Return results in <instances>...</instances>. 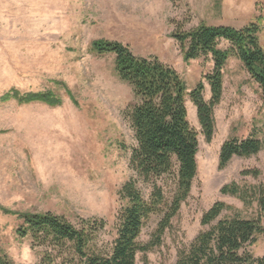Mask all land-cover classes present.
Wrapping results in <instances>:
<instances>
[{
  "label": "rangeland",
  "instance_id": "obj_1",
  "mask_svg": "<svg viewBox=\"0 0 264 264\" xmlns=\"http://www.w3.org/2000/svg\"><path fill=\"white\" fill-rule=\"evenodd\" d=\"M253 22L261 27L258 38L264 50V0H0V97L14 91L48 93L61 101L57 107L0 102V254L13 264H40L47 249L17 235L21 222L14 213L44 212L76 227L82 220H103L95 250L107 252L115 238L120 188L134 180L145 199L150 195L151 184L129 167L135 146L128 119L135 103L131 88L116 76L112 55L89 52L92 41H116L137 57L156 58L176 70L188 93L202 82L207 102L203 77L212 70L210 57L185 62L172 32L200 24L240 29ZM185 106L197 132L196 176L161 245L138 253L135 264H173L179 249L208 230L201 217L216 202L245 219L257 214L255 204L247 209L220 190L230 183L264 185V103L258 86L238 60L228 59L209 143L189 98ZM247 137L258 139L261 151L250 158L234 157L219 170L223 142ZM247 170H258V177L242 176ZM163 185L169 198L172 182ZM159 219L152 216L145 223L141 244L149 242ZM240 255L252 261L264 256V235Z\"/></svg>",
  "mask_w": 264,
  "mask_h": 264
},
{
  "label": "trees",
  "instance_id": "obj_2",
  "mask_svg": "<svg viewBox=\"0 0 264 264\" xmlns=\"http://www.w3.org/2000/svg\"><path fill=\"white\" fill-rule=\"evenodd\" d=\"M260 31L259 24L253 22L240 29L200 24L188 31L172 32L171 38L185 62L210 57L212 70L203 77L209 87L207 102L203 99L202 82L188 93L176 70L156 58L137 57L127 45L116 41L99 39L90 43V53L114 57L116 76L131 88L135 103L128 111V119L135 146L129 167L138 179L151 184V192L145 199L134 180L120 188L115 238L110 249L103 253L95 250L97 235L105 227L101 219L82 220L76 227L50 212L14 213L21 222L17 235L29 237L33 245L47 249L40 264H55L57 260L62 264H135L138 253L146 254L161 245L162 236L189 197L197 172V132L187 119L186 98L196 110L207 143L214 135L213 110L222 98L223 69L229 58L239 61L258 86L264 103V50L258 38ZM220 43H225L227 48L220 49ZM8 100L18 104L39 102L50 107L61 104L60 99L48 93L20 95L14 91L0 97V102ZM261 149L262 144L256 138H229L220 147L218 169H224L234 157L250 158ZM241 175L256 178L259 172L247 170ZM168 179L172 182L169 198L163 185ZM220 193L236 198L247 209L255 204L256 216L245 219L231 206L214 203L201 217V225L209 226L208 230L179 249L173 264H264V256L252 261L240 255L245 247L255 244L257 236L264 235V185L230 183ZM152 216L160 219L149 242L141 244L139 236ZM0 264L13 263L0 254Z\"/></svg>",
  "mask_w": 264,
  "mask_h": 264
}]
</instances>
